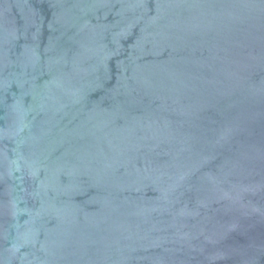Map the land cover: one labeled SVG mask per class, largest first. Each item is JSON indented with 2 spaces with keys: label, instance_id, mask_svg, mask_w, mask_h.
<instances>
[{
  "label": "water",
  "instance_id": "obj_1",
  "mask_svg": "<svg viewBox=\"0 0 264 264\" xmlns=\"http://www.w3.org/2000/svg\"><path fill=\"white\" fill-rule=\"evenodd\" d=\"M0 264H264V0H0Z\"/></svg>",
  "mask_w": 264,
  "mask_h": 264
}]
</instances>
